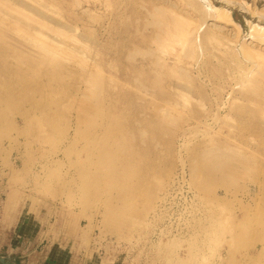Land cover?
Segmentation results:
<instances>
[{
	"label": "rangeland",
	"instance_id": "obj_1",
	"mask_svg": "<svg viewBox=\"0 0 264 264\" xmlns=\"http://www.w3.org/2000/svg\"><path fill=\"white\" fill-rule=\"evenodd\" d=\"M228 1L0 0V254L264 264V0Z\"/></svg>",
	"mask_w": 264,
	"mask_h": 264
},
{
	"label": "bare ground",
	"instance_id": "obj_2",
	"mask_svg": "<svg viewBox=\"0 0 264 264\" xmlns=\"http://www.w3.org/2000/svg\"><path fill=\"white\" fill-rule=\"evenodd\" d=\"M192 1H194V0H191V2ZM200 1V0H199ZM225 1V0H224ZM226 2H227V4H234V2H230V1H228V0H226ZM195 3H198V2H194V5L193 6H195L196 4ZM186 4H189L188 2L186 3ZM191 4V3H190ZM205 6H207V8H208V11L210 12V14L212 15L211 17L213 18V21L215 22V23H217V24H219V23H221V25L223 24V25H225V26H227V27H236L237 28V30H238V24L232 19V17H231V15H230V12L229 11H227V10H225V9H221V8H218V7H213V6H211L210 4L209 5H205ZM248 10V9H247ZM208 14V13H207ZM209 14V15H210ZM208 17V16H207ZM223 18V19H222ZM261 18V17H260ZM167 25H168V22H167ZM177 25V24H176ZM175 24H174V22H173V24L171 25V27H175V28H177L178 26H176ZM166 28H168L167 26H166ZM170 28V27H169ZM169 28L168 29H165L166 31H165V35L167 34V33H169L168 32V30H169ZM174 28V29H175ZM179 28V27H178ZM170 30H171V28H170ZM196 30H197V28H196ZM161 31V30H160ZM172 31H173V29H172ZM194 31H195V29H194ZM167 32V33H166ZM238 33V32H237ZM249 34H247L248 36H249V39H257V40H259V41H261V42H263L262 44H264V27H257V26H254V25H251L250 26V28H249V32H248ZM162 34H164V32L162 33ZM171 34V33H170ZM172 35V34H171ZM171 35H167V38L165 39L166 41H164V42H169L168 40H170L171 41V39L170 38H172V37H168V36H171ZM162 37H164V35L162 36ZM162 37H159V38H157L158 40L157 41H160L161 43H162V45H163V43L164 42H162L163 40V38ZM166 37V36H165ZM162 38V39H161ZM169 38V39H168ZM162 40V41H161ZM192 42H193V40H192ZM194 43V42H193ZM158 51H162L163 52V50L161 49V50H158ZM164 52H166V51H164ZM160 58V57H159ZM181 58V57H180ZM158 61H159V59H157ZM178 60V59H177ZM157 61V62H158ZM160 62V61H159ZM177 91H179V90H177ZM249 92H251V90L249 91ZM254 92V91H253ZM176 93V92H175ZM179 94V93H178ZM178 94H175L176 96L178 95ZM251 94V93H250ZM179 96V98H180V95H178ZM182 96V95H181ZM184 97V96H183ZM186 97V96H185ZM186 99V98H185ZM185 101V100H184ZM183 101V102H184ZM186 102V101H185ZM216 155V154H215ZM223 154H221L220 156H219V158H221V156H222ZM210 156H212V155H210ZM209 156V157H210ZM225 157V156H224ZM222 158H223V156H222ZM214 159H215V157H214ZM220 160V159H219Z\"/></svg>",
	"mask_w": 264,
	"mask_h": 264
},
{
	"label": "crops",
	"instance_id": "obj_3",
	"mask_svg": "<svg viewBox=\"0 0 264 264\" xmlns=\"http://www.w3.org/2000/svg\"><path fill=\"white\" fill-rule=\"evenodd\" d=\"M9 243L6 247V250L4 253L0 254V257H3V258H7L8 260V264L11 263V261H13V264H16V262L21 258L22 261H26L25 259L27 258H30V252L29 251H22L21 253H15L17 252V250L14 249L15 245V240H14V237L10 240H8ZM45 263V262H44ZM58 264V263H56ZM66 264H69V262H66ZM76 264H84V262L82 263H76Z\"/></svg>",
	"mask_w": 264,
	"mask_h": 264
},
{
	"label": "water",
	"instance_id": "obj_4",
	"mask_svg": "<svg viewBox=\"0 0 264 264\" xmlns=\"http://www.w3.org/2000/svg\"><path fill=\"white\" fill-rule=\"evenodd\" d=\"M0 264H8L7 258L0 257Z\"/></svg>",
	"mask_w": 264,
	"mask_h": 264
}]
</instances>
